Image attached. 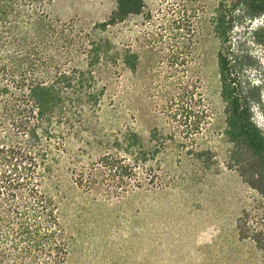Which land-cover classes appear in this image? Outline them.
<instances>
[{
  "label": "trees",
  "instance_id": "1",
  "mask_svg": "<svg viewBox=\"0 0 264 264\" xmlns=\"http://www.w3.org/2000/svg\"><path fill=\"white\" fill-rule=\"evenodd\" d=\"M52 2L0 0V264L68 263L70 239L45 184L66 140L86 132L104 100L112 97L118 61L129 70L137 65L135 53H120L102 33L133 16L150 19L145 0H115L107 19L84 32L71 22L52 19ZM182 12L172 20L174 39L186 40L196 19L207 23L218 43L216 70L229 167L260 197L264 215V128L254 112L264 104V0H185ZM188 94L187 85L180 84L170 109L188 105ZM186 108L188 142L185 137L169 139L156 129L145 140L126 128L96 140L99 157L72 169L75 185L87 192L105 188L118 196L132 186L155 184V165L169 150L198 158L211 155L195 148L203 111ZM140 169L150 172L145 179L138 176ZM236 230L239 239L251 236L263 249L262 229L249 235L246 211Z\"/></svg>",
  "mask_w": 264,
  "mask_h": 264
},
{
  "label": "rangeland",
  "instance_id": "2",
  "mask_svg": "<svg viewBox=\"0 0 264 264\" xmlns=\"http://www.w3.org/2000/svg\"><path fill=\"white\" fill-rule=\"evenodd\" d=\"M145 2L150 19L133 16L101 35L120 53H135V69L118 61L112 97L104 100L86 132L66 140L45 184L70 239L67 264H264V245L258 249L251 236L241 240L237 235L243 211L249 235L255 228L264 234V215L260 197L229 167L216 70L218 43L207 23L196 19L186 40L174 39L172 20L182 16L185 0ZM114 7L115 0H53L50 15L87 32ZM180 84L189 91L186 103L205 115L195 148L211 155L198 158L169 150L155 165V184L132 186L118 196L105 188L87 192L75 185L72 169L99 157L96 140L126 128L145 140L156 129L169 139L185 137L188 142L183 129L188 105L170 109ZM254 112L264 128V104ZM146 173L140 169L138 176L145 179Z\"/></svg>",
  "mask_w": 264,
  "mask_h": 264
}]
</instances>
